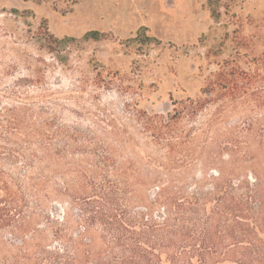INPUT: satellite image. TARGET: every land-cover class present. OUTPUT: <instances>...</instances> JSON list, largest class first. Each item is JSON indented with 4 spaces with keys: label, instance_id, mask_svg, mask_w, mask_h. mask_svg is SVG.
Segmentation results:
<instances>
[{
    "label": "trees",
    "instance_id": "1",
    "mask_svg": "<svg viewBox=\"0 0 264 264\" xmlns=\"http://www.w3.org/2000/svg\"><path fill=\"white\" fill-rule=\"evenodd\" d=\"M147 31L128 40L141 54ZM211 76L166 115L126 105L97 129L0 111V264H264V72L225 60Z\"/></svg>",
    "mask_w": 264,
    "mask_h": 264
},
{
    "label": "rangeland",
    "instance_id": "2",
    "mask_svg": "<svg viewBox=\"0 0 264 264\" xmlns=\"http://www.w3.org/2000/svg\"><path fill=\"white\" fill-rule=\"evenodd\" d=\"M45 26L59 40L110 37L51 53L38 40ZM143 28L159 43L141 54L128 40ZM225 60L264 72V0H0L1 112L45 109L84 129H97L95 116L122 124L126 105L166 115L172 99H199Z\"/></svg>",
    "mask_w": 264,
    "mask_h": 264
}]
</instances>
